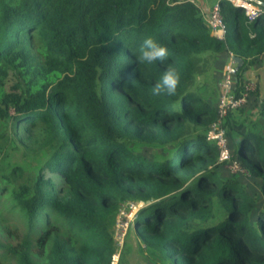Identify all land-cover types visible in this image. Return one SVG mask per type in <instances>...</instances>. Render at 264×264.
I'll use <instances>...</instances> for the list:
<instances>
[{
  "label": "trees",
  "instance_id": "1",
  "mask_svg": "<svg viewBox=\"0 0 264 264\" xmlns=\"http://www.w3.org/2000/svg\"><path fill=\"white\" fill-rule=\"evenodd\" d=\"M220 6L224 41L190 0H0V264H109L126 202L143 206L122 264L134 236L155 263L264 264V124L228 139L259 181L260 205L217 169L207 129L218 91L214 104L194 88L231 52L242 59L239 93L264 57V7L250 21L230 1ZM148 36L167 46L164 63L139 61ZM170 67L176 94L153 96ZM258 110L264 117V99ZM12 213L22 229L7 223Z\"/></svg>",
  "mask_w": 264,
  "mask_h": 264
},
{
  "label": "rangeland",
  "instance_id": "2",
  "mask_svg": "<svg viewBox=\"0 0 264 264\" xmlns=\"http://www.w3.org/2000/svg\"><path fill=\"white\" fill-rule=\"evenodd\" d=\"M226 57L224 58V54L221 55L216 63L214 64V67L209 69L207 73L197 76L194 88L196 91H198L203 97L211 101L212 103H216V97H217V91H218V82L220 80V70L221 65L223 67L222 61H225ZM221 68V69H220ZM249 71V73H248ZM247 71V77L246 81L243 85L248 84L251 88L249 90L250 95L247 96L245 104L242 106L243 109L238 110L235 109L232 111V116L230 118V123L228 125H224L225 133L228 131L229 135H226L227 141L229 143V152L232 158H235L239 161L238 157H236L234 152V145L229 141L228 139L234 138V135L237 131H242L247 128L248 125H250L251 121H257L260 126L264 124V117L259 114V105L261 100L264 99V57L255 65L251 66L249 70ZM259 85V86H258ZM260 90H259V88ZM257 89V92H255ZM240 107V108H242ZM238 110V111H236ZM209 128L207 129V132L209 131ZM264 132V129L262 130ZM20 136L25 137L27 135L26 132L20 131ZM27 143H33L35 140L30 139ZM231 140V139H230ZM37 142L35 141L36 145ZM33 145V146H34ZM140 153L144 156L150 158L152 157L154 153L153 148L144 147L140 149ZM21 152H15L12 155V159L19 161L21 159ZM25 159L34 164V160L32 156L27 155L25 156ZM21 161V160H20ZM216 165L217 169H221L223 171H228L230 173L232 172L229 168L230 159H226L224 161H219ZM237 175V180L243 185V187L251 194H253L258 203L262 205L263 200L260 194V184L258 179L250 175L249 173H246V171L235 173ZM143 206V203L141 202H126L120 205L119 209H122L123 215H121L123 221H129L133 219L136 212L140 207ZM118 214V213H117ZM7 223L9 225H13L18 227L19 229H22L20 218L15 215L14 213L8 214L7 216ZM135 237V238H134ZM127 238V242L131 245V249L129 252L125 255V260L127 261V264H165L158 262H153L150 258L145 255V253L141 250V248L138 247L137 241L140 242V239L136 236ZM3 234L0 233V239H3ZM11 264L13 262L11 261Z\"/></svg>",
  "mask_w": 264,
  "mask_h": 264
},
{
  "label": "built area",
  "instance_id": "3",
  "mask_svg": "<svg viewBox=\"0 0 264 264\" xmlns=\"http://www.w3.org/2000/svg\"><path fill=\"white\" fill-rule=\"evenodd\" d=\"M233 5L240 7L244 10L246 16L250 21L254 20L260 14H262V8L259 4L252 0H228ZM206 21L211 29V34L221 41L226 39L227 29L221 15L220 0H217L210 10ZM233 54L228 52L226 54V60L223 63L221 69L220 80L218 82V98L216 104V118L210 124V129L207 132V139L215 142L218 148V159L224 161L230 159L229 168L232 172L238 173L245 171L241 166L240 161L232 158L229 152V143L226 138L224 130V118L229 112L242 107L249 94L250 86L248 84L243 85V88L236 93V76L237 66L233 59ZM123 210H118L116 219L112 228L113 245L115 247L109 260V264H122L120 257L124 247L126 231L129 221H123L121 215Z\"/></svg>",
  "mask_w": 264,
  "mask_h": 264
},
{
  "label": "clouds",
  "instance_id": "4",
  "mask_svg": "<svg viewBox=\"0 0 264 264\" xmlns=\"http://www.w3.org/2000/svg\"><path fill=\"white\" fill-rule=\"evenodd\" d=\"M168 57V48L158 42L155 38L148 36L143 39L138 59L142 63L153 64L164 63ZM180 83V74L174 68H168L162 75L159 82L152 87L153 96L168 95L174 96Z\"/></svg>",
  "mask_w": 264,
  "mask_h": 264
},
{
  "label": "crops",
  "instance_id": "5",
  "mask_svg": "<svg viewBox=\"0 0 264 264\" xmlns=\"http://www.w3.org/2000/svg\"><path fill=\"white\" fill-rule=\"evenodd\" d=\"M195 2L199 8L203 11L205 17L208 16V14L210 13V10L212 8V5L217 1V0H190ZM226 57V54H224V58ZM224 61H222L223 63ZM222 68V65H221ZM220 68V69H221ZM249 73V72H248ZM220 74H221V70H220ZM247 77V74H246Z\"/></svg>",
  "mask_w": 264,
  "mask_h": 264
},
{
  "label": "water",
  "instance_id": "6",
  "mask_svg": "<svg viewBox=\"0 0 264 264\" xmlns=\"http://www.w3.org/2000/svg\"><path fill=\"white\" fill-rule=\"evenodd\" d=\"M252 1L264 7V0H252ZM233 59L236 62V66L239 67L242 63V59L236 55L233 56Z\"/></svg>",
  "mask_w": 264,
  "mask_h": 264
}]
</instances>
